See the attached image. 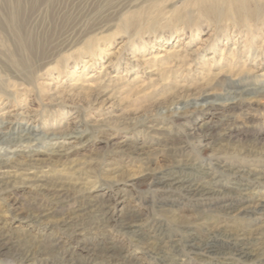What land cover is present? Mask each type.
Wrapping results in <instances>:
<instances>
[{
	"label": "rangeland",
	"instance_id": "1",
	"mask_svg": "<svg viewBox=\"0 0 264 264\" xmlns=\"http://www.w3.org/2000/svg\"><path fill=\"white\" fill-rule=\"evenodd\" d=\"M257 1L237 10L223 0H0V113L16 106L24 114L6 136L37 129L32 148L0 139V236L10 240L0 264H55L73 248L88 263L93 252L81 248L102 244L127 250L136 264H264V208L256 207L264 199V0ZM174 46L192 62L184 90L151 83L140 61ZM26 56L29 70L14 62ZM228 64L244 71L241 85L220 73ZM201 80L210 95L185 103L204 89ZM139 83L152 86L143 92ZM105 87L123 88L109 100ZM70 130L77 138L52 153L50 133ZM246 168L256 175L245 190L233 172ZM170 171L202 182L219 173L242 200L231 212L180 197L163 203L156 180ZM138 227L143 240L129 232ZM243 230L259 233L247 260L230 253ZM194 234L202 250L181 252Z\"/></svg>",
	"mask_w": 264,
	"mask_h": 264
},
{
	"label": "bare ground",
	"instance_id": "2",
	"mask_svg": "<svg viewBox=\"0 0 264 264\" xmlns=\"http://www.w3.org/2000/svg\"><path fill=\"white\" fill-rule=\"evenodd\" d=\"M223 1H228L230 4L234 5L238 9L245 8V2L247 0H223ZM256 2H258L256 0ZM15 16H12V23L15 22ZM20 45L22 49L25 51L27 49V44L25 41L20 40ZM161 53H158L156 56H149L145 57L142 60H140L145 67L144 69L147 72L151 73L150 82L154 83L155 85L161 86L163 89H168V88H173V90H184L187 89V87H192L190 83H188L187 80H185L186 77V71L191 67L192 62L185 60L186 59V49L182 46H174V47H169V48H161ZM22 58V57H21ZM141 59V58H140ZM152 59H158L162 63H159L157 66L152 67L150 66V63H152ZM193 59V58H192ZM191 59V60H192ZM249 59V57H247ZM159 61V62H160ZM250 61V60H249ZM15 64H18L22 66L25 70H29L30 68V63L28 62V57H24L22 61H14ZM141 64V63H140ZM198 70V67L196 68ZM142 70V69H141ZM177 73L176 76H173L172 74ZM202 73V74H201ZM200 79L203 77V73L201 71ZM221 74L225 76V78L229 81H232V85L234 87L241 85V76L244 74V71L238 68L237 66H233L228 64V66L221 68ZM206 74V72H205ZM137 76V75H136ZM91 77L93 75L88 76L85 79L84 83L82 84L83 87L88 88V90L92 89L94 87V83L92 82ZM148 78V77H147ZM180 79V81H179ZM238 81V82H237ZM151 83H139L137 86L141 91H145L146 89L150 88L152 86ZM202 84V87L204 88L202 91L195 92L191 96L187 98L185 103H191L192 100H200L206 98L210 93L208 92L209 90V83H205V80H201L200 82ZM109 86V85H108ZM123 87L114 88V87H105L104 89L100 90V94L102 96H107L109 100L114 99V96H116V93L120 91ZM250 89H253L252 86H248L244 88L245 91H248ZM236 89L234 88L233 92H235ZM178 98V97H177ZM106 99V98H105ZM182 100V95L179 96L176 101ZM192 99V100H191ZM191 100V101H189ZM97 101V100H96ZM23 112L19 110V108L12 107L6 111H3L0 113V139H3L5 141V144H14V142L17 143H22L26 142L31 146L32 148V143H34L37 139L33 133V131H36V126H32L31 124L28 125L27 129L29 131H26L25 134H23L19 138H13L10 139L7 134V129L10 128H15L16 125L19 123L16 121L19 117H21L24 114ZM22 118V117H21ZM22 122V121H21ZM8 127V128H7ZM214 126H209L207 130H212ZM69 130V129H68ZM205 130V129H204ZM234 131L235 128H232V126L227 128L226 131V136L233 137L234 136ZM200 132V131H199ZM208 133V132H207ZM211 133V132H210ZM52 137L50 138L53 140V142L49 141V148L52 150V153H61V151L65 152L66 150L59 149V152L56 151V148L62 147L64 143H68L70 140L73 141L77 136L75 135V130L73 131H55L50 133ZM38 136V135H37ZM199 138V137H198ZM18 141V142H17ZM50 144L52 145L50 147ZM66 145V144H65ZM47 150V149H45ZM21 151V150H17ZM23 151V149H22ZM30 154H35L31 153ZM35 156V155H33ZM7 160L4 158H0V169L5 167L7 165ZM228 163V162H227ZM225 166L227 164L222 163V168L221 173L226 171ZM230 172L233 171V169H228ZM213 173V172H212ZM237 175L235 177V183H237L241 188L243 189H250V179H252L256 173L254 170H251L250 168H246L243 170H240L239 172L234 171ZM193 174V173H192ZM189 175V174H188ZM183 176L182 174H179L178 171H170V172H165L160 174V176L157 178L156 183L160 185V188L162 189V199L163 203L164 202H169L172 199H177V197H180V200H196L200 201L201 203L208 202L212 205H215L216 208L220 210H224L226 212H231L233 209H236L237 204L242 200L241 197H235L233 194L228 191L224 185L220 181V176L219 173H215L214 175L211 176V179L205 182L199 181L198 179H195L194 176ZM6 188V187H5ZM55 192V191H54ZM57 193V192H56ZM61 197L62 192L59 193ZM64 194V193H63ZM10 197V195H9ZM93 203H90L91 206L95 205V201L93 200ZM111 202V201H110ZM48 207V206H47ZM256 207H261L264 208V199H260ZM110 208V207H109ZM115 211L113 209L109 210L107 209L105 211V215L109 216V218H112L114 216ZM112 215V216H111ZM105 220H107L108 217H104ZM69 222V221H68ZM89 226V225H88ZM129 232H135V235L138 237V240H143L146 236L144 232L142 231V228L138 227L136 231H129ZM258 232H254L252 230H246L242 231V238L237 239V241H233L231 245V250L230 253L231 255H237L240 258H250V250L248 244H251L255 240H257ZM3 236V235H2ZM0 236V252L3 253L4 249L6 247H10L9 245V239H4L5 236ZM8 238V237H7ZM190 242L189 245L187 244L188 248H183L182 251H187V254L189 255L190 253H198L200 252L201 249V243L198 244V236L196 234L190 235ZM14 239V238H13ZM202 239V238H201ZM232 240V239H231ZM230 240V241H231ZM80 241V240H79ZM201 242V241H199ZM203 242V241H202ZM78 242L76 245L78 246ZM55 247L59 245H54ZM76 246V248H77ZM221 246V245H219ZM218 246V247H219ZM220 248V247H219ZM229 248V247H228ZM227 248V249H228ZM70 249V248H69ZM78 249V248H77ZM82 250L88 251V252H93L91 256L93 258L86 263V258H83L84 254H77V250H66L64 251L62 257L60 258V261L55 264H99L98 259L105 258L109 259L110 262H114L116 264H136V263H131L130 262V253H124V251L127 250H121L119 253L116 251V247H114L113 244L110 245H98L96 246H83L81 248ZM162 249V248H161ZM161 249H159V252H162ZM51 250V249H50ZM222 250V249H221ZM177 251V250H176ZM219 251V250H218ZM128 252V251H127ZM101 255V256H100ZM87 256V255H86ZM24 258V256H23ZM13 260V259H12ZM100 260V259H99ZM173 264H194L193 262H174Z\"/></svg>",
	"mask_w": 264,
	"mask_h": 264
}]
</instances>
